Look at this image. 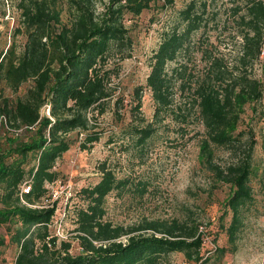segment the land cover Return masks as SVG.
I'll return each mask as SVG.
<instances>
[{"label": "trees", "instance_id": "obj_1", "mask_svg": "<svg viewBox=\"0 0 264 264\" xmlns=\"http://www.w3.org/2000/svg\"><path fill=\"white\" fill-rule=\"evenodd\" d=\"M95 1L18 0L22 48L17 53L11 45L0 52V80L7 88L15 92L22 83L30 82L13 103L0 100V120L9 129L24 131L22 140L6 137V148H0V226L5 225L9 245L16 247L13 264H157L169 253L197 261L202 236L185 220L144 218L137 225L123 227L103 219L105 200L112 193L116 196L129 190L141 197L145 192L142 185L128 178L115 177L103 163L97 167V182L74 192L78 201L73 210L77 254H69V243H57L48 232L55 202L42 208L27 206L45 196V185L57 179L52 168L71 145L68 134L84 133L81 150L98 141V134L89 131L87 112L100 115L104 111L110 78L119 71L115 63L107 67L109 59L129 56L131 35L124 25L125 15H138L154 0H106L99 12L94 10ZM210 1L190 0L177 10L178 21L161 33L149 56L144 88L150 93L155 117L167 113L183 123L195 109L204 130L200 142L204 163L232 189L225 200L231 214L225 233L233 240L239 211L251 200L248 181L254 140L239 130V124L244 107L254 111L262 100V83L251 70L264 40V0H229L240 38L238 51L228 65L222 55L212 54L210 47H199L203 63L194 79L185 65L177 64L169 72L178 80L179 100L174 102L165 64L188 49L190 34L202 26L201 13ZM161 2L168 6L173 0ZM61 3L68 13L67 23L60 20ZM133 91L139 94L141 88ZM139 108L137 96L133 109L138 112ZM44 109L46 114L41 112ZM129 131L138 144L151 135L149 128ZM214 147L230 153L238 150L241 155L220 167L212 161ZM21 185L28 187L26 193L20 190ZM4 246L0 239V248Z\"/></svg>", "mask_w": 264, "mask_h": 264}, {"label": "rangeland", "instance_id": "obj_2", "mask_svg": "<svg viewBox=\"0 0 264 264\" xmlns=\"http://www.w3.org/2000/svg\"><path fill=\"white\" fill-rule=\"evenodd\" d=\"M105 1H95V12L102 9ZM188 1L173 0L171 5L164 6L161 0H154L148 9L138 15H125L124 25L131 35L129 56L118 61L109 59L107 67H114L115 63L119 71L110 78V96L103 103L104 111L100 115L96 111L87 112L89 131L96 132L99 139L88 149L81 150L79 145L84 133L68 134L71 145L52 168L57 172V179L45 185V196L34 204H49L51 195L57 196L54 215L47 229L57 243H69L68 252L71 255L79 251L73 239V210L78 205L74 192L95 184L100 176L97 167L103 163L115 177L128 178L145 188L141 197L129 190L116 196L114 193L109 195L104 204L105 221L127 227L137 225L144 218L185 220L197 227V234L202 236L199 260H187L181 253H169L161 257L157 264H264V40L251 70L252 75L262 83V100L254 111L249 106L244 107L239 124V130L252 135L254 145L248 181L251 200L239 211L240 221L233 240H228L225 233L231 216L225 200L232 189L218 180L204 163L200 153L204 130L197 122L195 109L188 112L183 123L173 120L167 113L155 117L150 93L144 88L149 56L161 33L178 21L177 10ZM60 8V20L67 23L69 17L65 4H59ZM201 21L202 26L190 34L188 49L165 64L168 75L181 63L187 67V74L191 73L190 78L194 79L202 69L198 50L202 46L210 47L212 54L222 55L228 65L232 62L240 38L229 0L206 3ZM19 29L18 0H0V52L11 45L17 53L21 50L24 36L18 32ZM174 75L172 72L169 77L173 99L177 102L178 80ZM29 85L30 82L22 83L13 92L0 80V100L13 103ZM136 87L141 88L139 94H134ZM137 96L140 97V108L135 112L133 106ZM41 112L46 114V109ZM0 122L1 149L7 146L4 142L6 137L23 139L22 129H9L2 119ZM132 128H149L151 135L144 143L138 144L129 131ZM211 152L213 164L220 167L241 155L238 150L230 153L222 147H214ZM69 191L71 196H68ZM12 229L13 225H10L9 230ZM8 238L5 225L0 226V239L5 245L0 248V264H13L17 251L14 245H9Z\"/></svg>", "mask_w": 264, "mask_h": 264}, {"label": "built area", "instance_id": "obj_3", "mask_svg": "<svg viewBox=\"0 0 264 264\" xmlns=\"http://www.w3.org/2000/svg\"><path fill=\"white\" fill-rule=\"evenodd\" d=\"M20 190L23 192V193H26V191L28 190V187L27 186H22V188H20ZM68 196H70V191L68 192ZM57 199V196H55L54 194L51 195V199H50V202L49 204H46V205H27V204H23V205H27L28 207H31V208H42V207H48V206H51V204ZM21 203H24V202H21Z\"/></svg>", "mask_w": 264, "mask_h": 264}]
</instances>
